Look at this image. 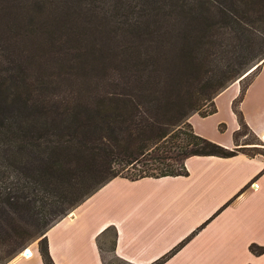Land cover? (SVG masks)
<instances>
[{
  "label": "trees",
  "instance_id": "16d2710c",
  "mask_svg": "<svg viewBox=\"0 0 264 264\" xmlns=\"http://www.w3.org/2000/svg\"><path fill=\"white\" fill-rule=\"evenodd\" d=\"M263 61L264 0H0V264L37 238L55 264L47 230L115 176L237 153L189 117Z\"/></svg>",
  "mask_w": 264,
  "mask_h": 264
},
{
  "label": "crops",
  "instance_id": "0c3cea01",
  "mask_svg": "<svg viewBox=\"0 0 264 264\" xmlns=\"http://www.w3.org/2000/svg\"><path fill=\"white\" fill-rule=\"evenodd\" d=\"M241 92L236 80L215 96L216 111L189 117L197 133L237 153L188 156L187 174L115 176L47 230L55 264H106L110 230L113 252L131 264H152L189 235L161 264H264V250L250 248L264 246V61ZM237 99L251 140H237ZM29 250L5 264H45L38 242Z\"/></svg>",
  "mask_w": 264,
  "mask_h": 264
},
{
  "label": "rangeland",
  "instance_id": "374dc122",
  "mask_svg": "<svg viewBox=\"0 0 264 264\" xmlns=\"http://www.w3.org/2000/svg\"><path fill=\"white\" fill-rule=\"evenodd\" d=\"M183 23H180L179 25V28L180 29H185V26L182 25ZM259 71V68L256 69L254 72H252L248 77H246L245 79L242 80V85H246L253 77L254 75ZM211 105V101L208 100L207 101V104L205 106L202 107V109H205V108H209ZM245 132H248V135H246L245 137H242L243 136V133ZM237 137V140H240L241 138H243L244 140H251L253 139V135L252 133H249L248 129L246 126H244L242 128V131L241 133H238L236 135ZM242 148H245V147H242ZM250 151H253V150H250ZM113 240H114V231L113 230H110L109 233L107 234L106 237H104V239L101 241V248L103 250V254L105 256V262L106 264H130L129 262L123 260L122 258L118 257L114 252H113ZM33 242H38L39 245H40V238H37V239H34V240H31L23 249L22 251L28 247L31 243Z\"/></svg>",
  "mask_w": 264,
  "mask_h": 264
},
{
  "label": "built area",
  "instance_id": "2783aa9c",
  "mask_svg": "<svg viewBox=\"0 0 264 264\" xmlns=\"http://www.w3.org/2000/svg\"><path fill=\"white\" fill-rule=\"evenodd\" d=\"M263 138H264V136H263ZM29 249V246L28 247H26L22 252L25 254V251H27ZM31 255H32V252L30 253ZM26 255V254H25ZM26 256H28V255H26Z\"/></svg>",
  "mask_w": 264,
  "mask_h": 264
},
{
  "label": "bare ground",
  "instance_id": "6f19581e",
  "mask_svg": "<svg viewBox=\"0 0 264 264\" xmlns=\"http://www.w3.org/2000/svg\"><path fill=\"white\" fill-rule=\"evenodd\" d=\"M31 251L28 249L27 251H25L26 255H30Z\"/></svg>",
  "mask_w": 264,
  "mask_h": 264
}]
</instances>
